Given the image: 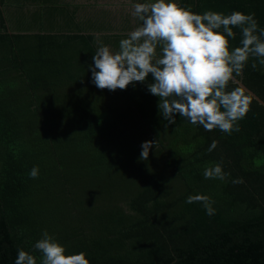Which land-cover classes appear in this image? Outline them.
I'll return each instance as SVG.
<instances>
[{
	"label": "trees",
	"instance_id": "obj_1",
	"mask_svg": "<svg viewBox=\"0 0 264 264\" xmlns=\"http://www.w3.org/2000/svg\"><path fill=\"white\" fill-rule=\"evenodd\" d=\"M135 2L145 0H0V264H14L18 249L39 264L44 230L89 264H264V107L252 98L228 135L179 114L167 124L147 91L151 74L126 90L91 82L97 39L117 52L140 23ZM176 2L254 13L264 29V0ZM233 32L230 48L242 38ZM235 78L264 101L257 60ZM145 141L156 146L142 160ZM219 162L228 178L204 179ZM196 194L215 202L214 215L185 203Z\"/></svg>",
	"mask_w": 264,
	"mask_h": 264
},
{
	"label": "clouds",
	"instance_id": "obj_2",
	"mask_svg": "<svg viewBox=\"0 0 264 264\" xmlns=\"http://www.w3.org/2000/svg\"><path fill=\"white\" fill-rule=\"evenodd\" d=\"M132 17L140 23L119 41L117 52L97 39V49L89 65L91 82L97 89L126 90L130 84L144 83L151 74L147 91L159 98L158 110L167 124H175L179 114L206 131L219 129L228 135L239 132L238 121L250 110L252 97L237 86L228 91L235 76H241L252 57L264 66V29L254 13L206 10L195 13L176 0H145L132 3ZM233 28L241 31L240 46L230 48L235 39ZM222 30V31H221ZM159 48V54L157 49ZM257 67L256 63L252 68ZM83 82V81H81ZM213 140L208 151L217 147ZM156 141L141 144L140 158L147 160ZM29 177L38 178L34 166ZM222 162L206 167L204 179L226 180ZM233 184H242L236 178ZM201 203L208 215H214L215 203L206 195H189L185 203ZM40 255L39 264H89L86 253L66 254L65 248L47 230L33 245ZM14 264H37L29 252L18 249Z\"/></svg>",
	"mask_w": 264,
	"mask_h": 264
},
{
	"label": "water",
	"instance_id": "obj_3",
	"mask_svg": "<svg viewBox=\"0 0 264 264\" xmlns=\"http://www.w3.org/2000/svg\"><path fill=\"white\" fill-rule=\"evenodd\" d=\"M238 86L245 89L246 93H248L255 101H257L261 106L264 107V101H262L256 94H254L251 90H249L241 81V79L234 78L233 81Z\"/></svg>",
	"mask_w": 264,
	"mask_h": 264
},
{
	"label": "rangeland",
	"instance_id": "obj_4",
	"mask_svg": "<svg viewBox=\"0 0 264 264\" xmlns=\"http://www.w3.org/2000/svg\"><path fill=\"white\" fill-rule=\"evenodd\" d=\"M117 1H120V0H114L115 4H116ZM90 2H92V1H90ZM102 2L109 3V0H102Z\"/></svg>",
	"mask_w": 264,
	"mask_h": 264
}]
</instances>
